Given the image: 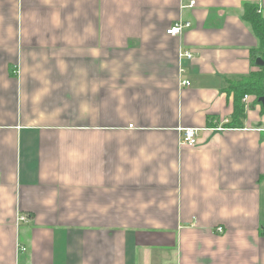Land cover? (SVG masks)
Instances as JSON below:
<instances>
[{
    "label": "crops",
    "instance_id": "0c3cea01",
    "mask_svg": "<svg viewBox=\"0 0 264 264\" xmlns=\"http://www.w3.org/2000/svg\"><path fill=\"white\" fill-rule=\"evenodd\" d=\"M245 3L0 0V264H264Z\"/></svg>",
    "mask_w": 264,
    "mask_h": 264
},
{
    "label": "trees",
    "instance_id": "16d2710c",
    "mask_svg": "<svg viewBox=\"0 0 264 264\" xmlns=\"http://www.w3.org/2000/svg\"><path fill=\"white\" fill-rule=\"evenodd\" d=\"M257 10L256 5L245 3L242 19L251 27L254 36L258 40L254 65L258 57L263 65L258 66L257 71L251 72L248 76L226 82L224 92L233 97V113L231 121L226 125L227 128L242 127V120L245 117V104L242 102L244 96H252L254 98L253 104L259 105L261 107L260 112L264 114V108L259 102L260 98H264V18Z\"/></svg>",
    "mask_w": 264,
    "mask_h": 264
},
{
    "label": "built area",
    "instance_id": "2783aa9c",
    "mask_svg": "<svg viewBox=\"0 0 264 264\" xmlns=\"http://www.w3.org/2000/svg\"><path fill=\"white\" fill-rule=\"evenodd\" d=\"M194 2H191L190 5H193ZM190 27V23L188 22H183L181 20L175 22L167 31L166 34L171 35V36H179L183 33V31L187 28ZM179 58H186V59H191L192 58V53L182 51L179 53ZM182 86H190L189 81H182L181 82ZM248 96H244L243 101L244 103L247 102ZM197 129L194 128H187L183 129L182 131V138L180 141V144L183 146L187 147H194L197 144ZM28 218L24 215H20L18 217V221L20 222H26ZM218 232H222L221 228L217 229ZM20 251H25V249L21 248Z\"/></svg>",
    "mask_w": 264,
    "mask_h": 264
},
{
    "label": "water",
    "instance_id": "95a60500",
    "mask_svg": "<svg viewBox=\"0 0 264 264\" xmlns=\"http://www.w3.org/2000/svg\"><path fill=\"white\" fill-rule=\"evenodd\" d=\"M256 65L257 66H262L263 65V62L261 61V59H256ZM259 102L261 104V106L264 108V98H260L259 99Z\"/></svg>",
    "mask_w": 264,
    "mask_h": 264
}]
</instances>
